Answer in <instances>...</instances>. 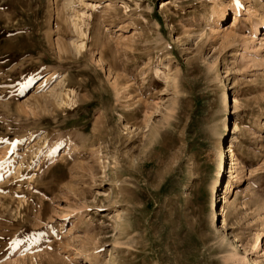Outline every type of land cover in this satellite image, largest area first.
<instances>
[{"label":"rangeland","instance_id":"rangeland-1","mask_svg":"<svg viewBox=\"0 0 264 264\" xmlns=\"http://www.w3.org/2000/svg\"><path fill=\"white\" fill-rule=\"evenodd\" d=\"M65 1L0 0V264H264V0Z\"/></svg>","mask_w":264,"mask_h":264},{"label":"bare ground","instance_id":"bare-ground-1","mask_svg":"<svg viewBox=\"0 0 264 264\" xmlns=\"http://www.w3.org/2000/svg\"><path fill=\"white\" fill-rule=\"evenodd\" d=\"M80 2L79 3H81V4H84V1L85 0H79ZM66 3L64 4V8H67V9H72V5H73V3H74V0H66L65 1ZM165 4V3H164ZM93 7H95L94 5H93ZM75 11V10H74ZM77 12V11H76ZM238 14H239V11H236L235 12V21L237 20V16H238ZM225 17L226 16H223V18L222 19H224L225 20ZM72 21L70 22V26L72 25V26H74V29H75V31L76 32H80L82 35H84V33L82 32V28L80 27V25L78 24V20H79V16L76 14V13H74V16H72ZM230 34V33H229ZM231 36V35H230ZM234 39V38H233ZM84 41V40H83ZM234 41V40H233ZM231 42V41H230ZM229 42V43H230ZM84 45H85V43L83 42V43H81V47H84ZM168 76V75H167ZM167 76H164V77H167ZM164 79H166V78H164ZM165 81V80H164ZM235 103H238V99L235 97ZM235 128L237 129L238 128V125H237V123H235ZM235 135V134H234ZM228 153H229V157H230V161H231V165H233V166H236V158H235V151H234V146H233V144L231 143V146H230V148H229V151H228ZM235 168V167H234ZM232 170V169H231ZM233 172V170L231 171V173ZM233 192V183H229L228 184V186H227V188H226V190H225V197H224V201H225V205L223 206V209H222V213L221 214H219V216L221 217H225V211H226V208L228 207V205H229V203H230V198H229V195L231 194Z\"/></svg>","mask_w":264,"mask_h":264}]
</instances>
